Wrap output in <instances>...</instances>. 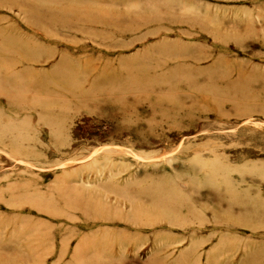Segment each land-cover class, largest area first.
<instances>
[{
	"label": "rangeland",
	"instance_id": "1",
	"mask_svg": "<svg viewBox=\"0 0 264 264\" xmlns=\"http://www.w3.org/2000/svg\"><path fill=\"white\" fill-rule=\"evenodd\" d=\"M0 264H264V0H0Z\"/></svg>",
	"mask_w": 264,
	"mask_h": 264
},
{
	"label": "bare ground",
	"instance_id": "2",
	"mask_svg": "<svg viewBox=\"0 0 264 264\" xmlns=\"http://www.w3.org/2000/svg\"><path fill=\"white\" fill-rule=\"evenodd\" d=\"M168 75V74H167ZM163 215V214H162Z\"/></svg>",
	"mask_w": 264,
	"mask_h": 264
}]
</instances>
